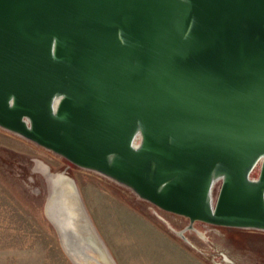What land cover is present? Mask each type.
Returning a JSON list of instances; mask_svg holds the SVG:
<instances>
[{
	"label": "water",
	"instance_id": "water-1",
	"mask_svg": "<svg viewBox=\"0 0 264 264\" xmlns=\"http://www.w3.org/2000/svg\"><path fill=\"white\" fill-rule=\"evenodd\" d=\"M0 128L190 228L264 231V0H0ZM71 178L63 250L117 264Z\"/></svg>",
	"mask_w": 264,
	"mask_h": 264
},
{
	"label": "rangeland",
	"instance_id": "rangeland-1",
	"mask_svg": "<svg viewBox=\"0 0 264 264\" xmlns=\"http://www.w3.org/2000/svg\"><path fill=\"white\" fill-rule=\"evenodd\" d=\"M44 166L76 180L117 264H264L263 230L202 222L190 228L188 218L164 211L126 186L2 128L0 264H74L45 213L49 192Z\"/></svg>",
	"mask_w": 264,
	"mask_h": 264
},
{
	"label": "bare ground",
	"instance_id": "bare-ground-1",
	"mask_svg": "<svg viewBox=\"0 0 264 264\" xmlns=\"http://www.w3.org/2000/svg\"><path fill=\"white\" fill-rule=\"evenodd\" d=\"M43 169V175L47 183L48 192L50 193L52 189V178H55L56 180H64V185L67 186L66 193L68 194L72 188H74V185L72 183V178L70 176H67V173L65 172H54L49 167L46 166L42 167ZM156 213V212H155ZM162 213V212H161ZM156 215V214H155ZM157 218V217H156ZM53 226V225H52ZM194 226V225H193ZM198 232V231H197ZM104 241V240H103ZM189 242V241H188Z\"/></svg>",
	"mask_w": 264,
	"mask_h": 264
}]
</instances>
